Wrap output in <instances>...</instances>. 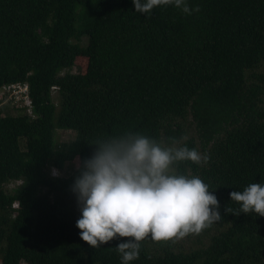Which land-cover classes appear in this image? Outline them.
Here are the masks:
<instances>
[{
	"label": "trees",
	"instance_id": "1",
	"mask_svg": "<svg viewBox=\"0 0 264 264\" xmlns=\"http://www.w3.org/2000/svg\"><path fill=\"white\" fill-rule=\"evenodd\" d=\"M189 4L199 11L145 17L132 0H0V89L27 84L31 102V114L0 107V264H121L118 240L80 239L70 189L88 143L125 131L207 154L177 168L208 184L223 216L141 241L130 264H264V217L224 211L239 213L229 193L264 178V0ZM58 130L75 139L57 145Z\"/></svg>",
	"mask_w": 264,
	"mask_h": 264
},
{
	"label": "clouds",
	"instance_id": "2",
	"mask_svg": "<svg viewBox=\"0 0 264 264\" xmlns=\"http://www.w3.org/2000/svg\"><path fill=\"white\" fill-rule=\"evenodd\" d=\"M135 12L149 17L161 5H170L187 15L198 12L189 0H132ZM91 155L74 158L71 185L79 218L80 239L92 248L118 240L121 264L138 259L140 242L183 237L199 233L219 222L220 203L214 191L199 176L181 173L179 162L207 164L209 156L172 138L164 145L138 132L99 138ZM54 175H59L53 170ZM239 204V213L264 217V178L242 191L229 193ZM126 238V239H122Z\"/></svg>",
	"mask_w": 264,
	"mask_h": 264
},
{
	"label": "rangeland",
	"instance_id": "3",
	"mask_svg": "<svg viewBox=\"0 0 264 264\" xmlns=\"http://www.w3.org/2000/svg\"><path fill=\"white\" fill-rule=\"evenodd\" d=\"M85 43H86V39H83L82 44L85 45ZM72 72L75 73V71H72ZM54 96H55V93H54ZM21 105L23 107V104H21ZM0 107H2V108L5 107V111H6L5 114L8 113L12 116L17 115L18 114L17 111L19 110V108H21V107L17 108V104L13 100H10L7 97L1 98V96H0ZM188 132H189L190 136L195 137V139L197 140V137H196V134L194 131V126L189 125ZM75 136H76L75 132L67 131V130H58L56 132L57 145L71 143L75 139ZM72 168H73V166L67 165L64 171H62V172L58 171L59 175H54L53 170L51 172V175L52 176H60V177L61 176H67L69 173H71ZM18 184H19V182L18 183H11L9 185H6L5 188L7 190H10V189H13L15 186H17ZM183 241H184V239L179 240V242H183Z\"/></svg>",
	"mask_w": 264,
	"mask_h": 264
},
{
	"label": "built area",
	"instance_id": "4",
	"mask_svg": "<svg viewBox=\"0 0 264 264\" xmlns=\"http://www.w3.org/2000/svg\"><path fill=\"white\" fill-rule=\"evenodd\" d=\"M0 96L1 98L7 97L13 100L17 107H22L21 104H23V107L27 109V113L31 114V102L28 98L27 84L5 85L0 89Z\"/></svg>",
	"mask_w": 264,
	"mask_h": 264
}]
</instances>
